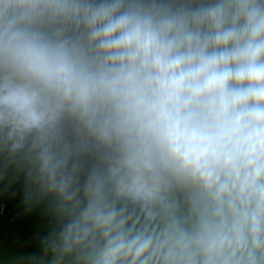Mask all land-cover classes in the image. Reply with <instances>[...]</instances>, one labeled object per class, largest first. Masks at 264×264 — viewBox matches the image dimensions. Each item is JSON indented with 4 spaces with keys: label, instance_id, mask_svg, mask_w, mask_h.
<instances>
[{
    "label": "clouds",
    "instance_id": "1",
    "mask_svg": "<svg viewBox=\"0 0 264 264\" xmlns=\"http://www.w3.org/2000/svg\"><path fill=\"white\" fill-rule=\"evenodd\" d=\"M10 168L18 264H264V0H0Z\"/></svg>",
    "mask_w": 264,
    "mask_h": 264
},
{
    "label": "trees",
    "instance_id": "2",
    "mask_svg": "<svg viewBox=\"0 0 264 264\" xmlns=\"http://www.w3.org/2000/svg\"><path fill=\"white\" fill-rule=\"evenodd\" d=\"M28 191L22 172L0 173V264H18L38 252L40 239L55 226L47 201H29Z\"/></svg>",
    "mask_w": 264,
    "mask_h": 264
}]
</instances>
